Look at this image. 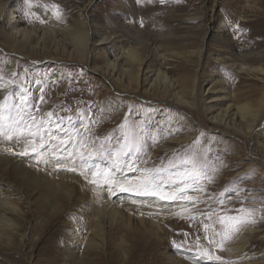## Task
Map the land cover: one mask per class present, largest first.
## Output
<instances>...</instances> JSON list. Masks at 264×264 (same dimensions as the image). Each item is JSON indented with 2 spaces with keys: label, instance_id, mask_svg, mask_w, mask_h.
<instances>
[{
  "label": "rangeland",
  "instance_id": "374dc122",
  "mask_svg": "<svg viewBox=\"0 0 264 264\" xmlns=\"http://www.w3.org/2000/svg\"><path fill=\"white\" fill-rule=\"evenodd\" d=\"M84 3L94 18L113 32H122L119 23L154 33L169 31L162 39L143 34L140 40L148 44L155 41L160 46L169 43L177 51L194 50L205 35L206 49L215 55L230 54L236 47L260 52L264 61V0H14L12 5H19L16 11L28 21L45 24L36 6L43 5L69 22L77 6ZM125 37L126 46H137V38L131 34ZM174 61L170 62L180 68V60ZM201 61V86L216 74L220 85L228 90L242 88L252 93L261 87L236 68H226L206 57ZM179 68L175 74L182 72ZM212 69L217 72L212 73ZM22 94L28 98L29 106L24 110L21 127L27 129L32 124L31 130L36 131V125L43 121V132L57 127L49 125V120L63 118L66 134L54 133L57 141L45 146L43 156L32 153L31 139L14 137L9 141L0 135V194L21 208L19 215H8L20 224L24 235L21 241L15 235L9 243L0 244V264H170L166 252L192 253L226 264H264V163L259 145L260 141L264 143V125L251 141L241 133L223 132L208 121L201 124L196 113L192 114L196 121L190 122L188 111L149 96L135 98L121 124L114 118L112 106L113 95L117 94L105 95L104 81L86 63L50 58L36 61L24 54H13L0 43V103L7 97L8 104H18ZM128 101L123 102V107ZM171 111L176 112V120L168 116ZM182 118L188 124L183 125ZM188 128L197 137L194 144L173 145L165 152H155L164 133L180 137ZM43 134L47 140V133ZM129 135L144 144L135 165L141 171L166 168L170 162L187 158L203 165L206 173L198 184L183 185L185 192L174 201L151 197L165 203L183 202L170 211L147 213L163 227L151 237L132 217L130 228L123 225L128 214L117 200L136 204L148 198L136 195L134 190H123L140 178V172L127 166L113 170L114 179L106 185L103 173L110 165L96 155L119 149ZM117 138H121L120 144ZM61 140L72 141L66 151ZM39 143L37 137L35 144ZM53 149L55 157L51 155ZM24 167L29 169V176ZM93 172L97 175L93 176ZM40 174L45 178L40 179ZM172 190L179 193V187L169 191ZM185 195L192 199H184ZM105 196L119 211L110 226L102 223L111 219L104 212ZM236 216L244 222L233 230L230 225L234 222L227 217ZM249 226L255 231L247 247L237 255H228L226 246ZM181 258L189 264L186 257Z\"/></svg>",
  "mask_w": 264,
  "mask_h": 264
},
{
  "label": "bare ground",
  "instance_id": "6f19581e",
  "mask_svg": "<svg viewBox=\"0 0 264 264\" xmlns=\"http://www.w3.org/2000/svg\"><path fill=\"white\" fill-rule=\"evenodd\" d=\"M13 1L0 0L1 45L13 54H24L36 61L50 58L56 61L86 63V67L104 81L105 95L117 94L113 95L112 106L115 112L114 118L120 119L121 124L125 119V114L132 109L135 98L149 96L167 100L182 111H188L190 122L196 121L193 117L196 113L201 124L208 121L220 126L223 132L230 130L241 133L251 141H254L264 125V61L261 59L260 52H247L233 47L234 51L230 54L215 55L213 50L206 49V41L203 42L205 35L198 48L194 50L177 51L169 46V43L160 46L156 45L155 41L148 44L144 39L140 40L143 34L155 36L154 39H162L169 31L166 34L154 33L130 26L129 23H119L122 32H113L94 18L86 3L77 6L75 15L70 17L69 22L56 17L47 7L38 5L36 6L37 13L45 24H35L16 11L19 5H12ZM132 7L134 6L129 8ZM125 34H131L137 38L135 42L137 46H126ZM219 50H221L220 47ZM194 56L195 60H193ZM204 57L221 62L226 68H236L246 77L258 81L261 87L258 91L254 90V93H249L242 88H236L234 91L228 90L226 86L220 85L222 83L216 78V74L213 78L205 80L201 86L199 67ZM177 59L182 63L179 65L180 68L177 67L182 72L175 74L177 68L170 61H177ZM210 71L217 72L214 69ZM125 100L129 101L123 107ZM168 116L171 120L178 118L175 111H171ZM180 120L184 125L185 119ZM193 133L194 131L190 128L185 129L180 137L168 136L164 133L155 152H165L173 145L194 144L197 137ZM259 143L262 153L260 159L264 163V143L261 141ZM25 164L22 163L23 166ZM24 168L25 174L29 176V169ZM37 172L39 174V170ZM44 178L45 176L40 174V179ZM117 200L123 203L128 214L123 225L130 228L132 217L142 227L143 233H148L150 237L158 235L163 227L160 222L151 220L147 213L155 210L170 211L183 203L182 201L165 203L151 197L139 199L136 204L120 198ZM103 205L104 212L111 217L112 221L107 218L102 223L110 226L117 218L119 211L106 196ZM134 206L137 209H134ZM20 211V207L0 194V244L9 243L15 235L19 236L20 241L23 240L24 235L20 231V224L18 225L8 215H19ZM254 231V227H245L226 246V253L237 255L242 252L249 244ZM137 238L142 239V235L137 234ZM165 256L170 264H186L182 256L187 258L189 264H226L223 260L221 262L211 261L192 253L182 255L179 252L171 254L166 252Z\"/></svg>",
  "mask_w": 264,
  "mask_h": 264
},
{
  "label": "snow or ice",
  "instance_id": "6c2138e0",
  "mask_svg": "<svg viewBox=\"0 0 264 264\" xmlns=\"http://www.w3.org/2000/svg\"><path fill=\"white\" fill-rule=\"evenodd\" d=\"M8 98L4 97V102L0 103V135L5 136L7 140L11 141L15 137L17 140L20 138L31 139L33 146L31 147L32 153H37L41 156L46 155L42 150L45 149L46 145H51L57 141V136L54 133L65 135L63 130L64 120L63 118L58 121L49 120V125L56 124L55 129L49 127L41 131L40 125H36V131H32V124L27 126V129L20 125L24 123L23 115L24 110L29 106L28 98L25 95H21L18 104H8ZM43 102V98H41ZM5 112L8 115H5ZM51 115V113L49 114ZM19 117V119L17 118ZM83 121L81 120V123ZM33 123L35 121L33 120ZM69 123H72L69 118ZM47 133L48 139H44V134ZM37 137L40 140L39 145L35 144ZM124 143L121 144L117 150H107L97 152L96 155L102 159H107L110 167L104 170L105 184L114 179L113 170L119 171L122 167L127 166L134 172H140V178L136 181L131 182V187L124 188V191H135L136 195L144 197H154L164 201H174L178 198L179 194L185 192L183 185H194L198 184L200 180L206 175L204 166L198 165L194 160L190 159H177L175 163L170 162L166 168L157 170H143L141 171L136 165V157L138 153H141L144 149L143 142L135 136L124 137ZM71 140L60 141L64 144V150H67V145L71 143ZM110 142V141H109ZM116 143H121V138L116 139ZM27 155V151L24 153ZM56 150L53 149L51 155L55 157ZM71 158V154H69ZM91 159V155L89 157ZM39 162V161H38ZM191 164V168L188 165ZM93 176L97 173L93 172ZM179 187V193L175 190L169 191ZM184 199L191 200L192 198L185 195ZM228 220L233 221L230 227L234 230L238 228L239 224L244 222L239 216L227 217Z\"/></svg>",
  "mask_w": 264,
  "mask_h": 264
}]
</instances>
